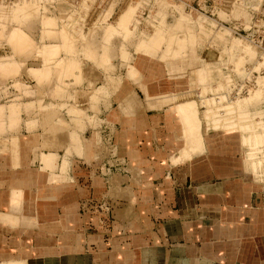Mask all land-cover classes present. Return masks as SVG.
<instances>
[{
	"label": "crops",
	"instance_id": "obj_1",
	"mask_svg": "<svg viewBox=\"0 0 264 264\" xmlns=\"http://www.w3.org/2000/svg\"><path fill=\"white\" fill-rule=\"evenodd\" d=\"M89 74L38 85L18 125L5 120L0 264H264V170L248 151L202 131L177 140V116L153 107L170 93L158 80L141 84L147 100L138 89L128 101L137 83L125 79L91 108ZM11 82L1 102L24 97Z\"/></svg>",
	"mask_w": 264,
	"mask_h": 264
},
{
	"label": "rangeland",
	"instance_id": "obj_2",
	"mask_svg": "<svg viewBox=\"0 0 264 264\" xmlns=\"http://www.w3.org/2000/svg\"><path fill=\"white\" fill-rule=\"evenodd\" d=\"M253 23L264 28V0L0 1V85L11 80L25 97L0 101V131L6 127L8 115L11 127L18 125L22 102L31 100L38 85L44 83L68 86V79L76 86L81 84L82 74L90 72L91 108H95L101 96H111L125 79L137 83L134 88L128 84V101L130 91L137 94L138 89L145 100L141 84L158 80L160 91L170 93L156 94L159 106L153 107L161 112L170 108L177 116L171 127L177 140L184 142L185 138L190 144L199 129L205 143L238 147L244 158L248 151L253 167L262 168L263 59L254 44L231 32L238 24L241 32L251 31ZM19 33L22 37H17ZM86 61L91 63L90 69L85 67ZM135 61L141 74L131 65ZM242 78L252 83L257 79V84L250 92L243 89L235 96L231 81ZM59 92L63 93L60 85L57 95ZM64 107L77 114L76 105ZM209 137L217 139L210 144ZM262 178L264 181V175Z\"/></svg>",
	"mask_w": 264,
	"mask_h": 264
},
{
	"label": "built area",
	"instance_id": "obj_3",
	"mask_svg": "<svg viewBox=\"0 0 264 264\" xmlns=\"http://www.w3.org/2000/svg\"><path fill=\"white\" fill-rule=\"evenodd\" d=\"M2 3H8V4H13L15 3L16 1H19V0H0ZM239 24L238 25H235L234 27H232L231 29V32L239 39L241 40H244L248 43H251V44H254V48H255V51L257 53V55H259V58L260 59H263V61H260L262 62L263 64V68H264V28H261L260 27H256V23L252 24L251 25V31H247L246 33L244 32H241L238 28H239ZM259 26V25H258ZM222 62V65H223V61ZM224 67V65H223ZM231 86L233 88H235V91H234V95L235 96H239L242 92L243 89H245L247 92H250V90H252L255 85L257 84V79L255 80V83L253 84L251 79H245V78H242L241 80H235V79H232L231 81ZM263 119H264V114H263Z\"/></svg>",
	"mask_w": 264,
	"mask_h": 264
},
{
	"label": "bare ground",
	"instance_id": "obj_4",
	"mask_svg": "<svg viewBox=\"0 0 264 264\" xmlns=\"http://www.w3.org/2000/svg\"><path fill=\"white\" fill-rule=\"evenodd\" d=\"M15 31H16V30H15ZM20 32H21V31H20ZM22 33H23V32H22ZM22 33H21V34L19 33L20 35H17V37H18V36H21ZM12 34H13V33H12ZM14 34H15V33H14ZM17 34H18V33H17ZM23 34H24V33H23ZM11 37H12V36H11ZM21 37H22V36H21ZM23 37H25V35H23ZM14 38H15V37H14ZM15 39H16V38H15ZM17 39H18V38H17ZM22 39H23V38H21V40H22ZM19 41H20V40H19ZM24 41H25V40H23L22 42H24ZM13 42H14V41H13ZM25 42H26V41H25ZM28 42L30 43V41H28ZM16 43H18V42H16ZM29 43H28V44H29ZM170 43L172 44L173 42H170ZM16 45H17V44H16ZM20 45H21V44H20ZM24 45H25V44H24ZM28 46H29V45H28ZM49 48H50V47H49ZM23 49H24V48H23ZM27 49H28V48H27ZM49 50H50V49H49ZM3 65H4V64H3ZM3 65H1V66L3 67ZM7 65H8V64H7ZM8 66H9V65H8ZM12 66H13V65H12ZM5 67H6V66H5ZM2 69H3V68H2ZM7 69H8V68H7ZM64 69H65V68H64ZM3 72H4V71H3ZM260 87H261V86H260ZM263 87H264V86H263ZM263 89H264V88H263ZM190 107H191V106H189V109H190ZM15 108H16V107H15ZM180 109H181V108H180ZM182 109H183V111L188 112V111L186 110V109H187L186 107H182ZM189 111H190V110H189ZM190 112H192V111H190ZM193 112H194V111H193ZM189 114H190V113H189ZM195 123H196V122H195ZM191 124H193V123H191ZM198 128H199V126H198ZM192 129H193V128H192ZM199 131H200V130L198 129L197 134L199 133ZM192 141H193V140H192ZM263 170H264V166H263L262 168L260 167V171H263Z\"/></svg>",
	"mask_w": 264,
	"mask_h": 264
}]
</instances>
